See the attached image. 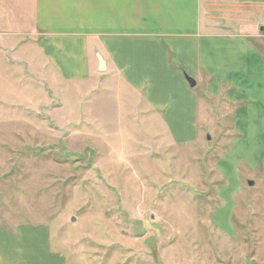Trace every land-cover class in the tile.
Returning a JSON list of instances; mask_svg holds the SVG:
<instances>
[{"label":"rangeland","instance_id":"obj_1","mask_svg":"<svg viewBox=\"0 0 264 264\" xmlns=\"http://www.w3.org/2000/svg\"><path fill=\"white\" fill-rule=\"evenodd\" d=\"M202 4L215 31L202 25L201 37L244 34L264 52V0ZM5 30L19 51H1L13 69L0 68V229L46 225L67 264H264V172L238 161L225 171L239 135L209 79L188 85L198 115L181 137L141 94L110 90L107 72L45 76L36 0H0Z\"/></svg>","mask_w":264,"mask_h":264},{"label":"crops","instance_id":"obj_2","mask_svg":"<svg viewBox=\"0 0 264 264\" xmlns=\"http://www.w3.org/2000/svg\"><path fill=\"white\" fill-rule=\"evenodd\" d=\"M202 2L36 0L37 58L43 61L45 76L51 74L53 79L56 69L65 82L87 83L101 73L96 57L100 53L107 64L105 72L113 75L106 77L113 85L107 88L126 91L122 96L129 102L141 94L149 106L164 111L172 132L188 138L194 132L198 104L184 74L197 84L205 76L210 93L222 95L234 109L233 128L239 137L224 155L225 171L238 161L264 172V52L244 34L201 37L200 31H215ZM221 2L225 0H213L214 5ZM206 24L209 27L203 28ZM8 33L0 31V68L9 77L13 66L5 56L1 60L2 47L18 52L19 46L12 48ZM10 34L18 36L19 31ZM258 40L264 43V35ZM18 99L19 104L20 95ZM53 244L46 225L12 222L0 229V264H67Z\"/></svg>","mask_w":264,"mask_h":264},{"label":"water","instance_id":"obj_3","mask_svg":"<svg viewBox=\"0 0 264 264\" xmlns=\"http://www.w3.org/2000/svg\"><path fill=\"white\" fill-rule=\"evenodd\" d=\"M96 57H97V60H98V70H99V72H101V73L105 72L106 71V67H107L105 59L102 57V55L100 53H98L96 55ZM185 77H186L185 79L189 83L190 87L191 88H195L196 85H197V82L195 81V79L194 78L192 79V77L190 78L187 74L185 75ZM250 184L252 185L253 183H250Z\"/></svg>","mask_w":264,"mask_h":264},{"label":"trees","instance_id":"obj_4","mask_svg":"<svg viewBox=\"0 0 264 264\" xmlns=\"http://www.w3.org/2000/svg\"><path fill=\"white\" fill-rule=\"evenodd\" d=\"M184 75H186V74H184Z\"/></svg>","mask_w":264,"mask_h":264}]
</instances>
